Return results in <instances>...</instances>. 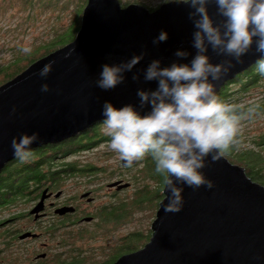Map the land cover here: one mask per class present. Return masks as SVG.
<instances>
[{"label":"water","instance_id":"obj_1","mask_svg":"<svg viewBox=\"0 0 264 264\" xmlns=\"http://www.w3.org/2000/svg\"><path fill=\"white\" fill-rule=\"evenodd\" d=\"M207 8L214 21L220 19L214 3ZM187 11L185 5L162 4L148 9L134 2L121 5L119 0H86L72 40L0 83V172L13 158V136L36 131L38 139L31 148L71 137L99 122L104 100L114 106L129 102L135 106L137 87L154 88L155 81L140 78L151 59H159L164 66L177 60L173 52L182 49L189 54L182 58L187 62L194 53ZM160 30L167 33V38L153 45L152 37ZM254 47L242 56V63L214 82L216 92L226 80L254 63L259 56ZM141 50L144 57L131 72H125L121 84L107 91L95 87L102 63L119 62ZM66 52L69 54L65 58ZM208 55L213 63L223 58L211 51ZM49 60L53 63L47 76L34 75ZM132 72L137 73L136 81L130 79ZM41 83L48 84L47 92L40 91ZM13 106L15 111L10 114ZM200 171L213 187L192 189L179 185L183 205L177 212H164L167 201L161 197L149 223L148 240L111 264H264V186L223 154L215 162L205 158ZM114 185L122 188L128 183H109ZM46 196L43 189L30 213L41 209ZM71 209L60 206L54 212L62 214ZM83 219L88 221L90 217ZM29 235L33 234L24 232L19 238Z\"/></svg>","mask_w":264,"mask_h":264},{"label":"clouds","instance_id":"obj_2","mask_svg":"<svg viewBox=\"0 0 264 264\" xmlns=\"http://www.w3.org/2000/svg\"><path fill=\"white\" fill-rule=\"evenodd\" d=\"M209 3H214L219 20L210 16ZM157 4L187 6L194 53L187 62H182L189 54L176 49L173 56L178 59L164 66L159 59H151L140 78L155 81V87H137L135 106L130 102L114 106L104 100L100 105L99 130L107 137V148L124 167H131L145 157L151 159L153 173L159 177L162 201H167L163 204L167 213L182 208L179 185L192 189L201 185L213 187V182L200 171L205 158L215 162L238 143L242 122L260 114L256 101L240 105L220 97L214 82L242 63V56L253 44L259 53L253 71L264 77V0H157ZM166 38L167 33L160 30L151 42L155 45ZM18 50L30 54L32 48L25 43ZM209 51L223 58L213 63ZM68 54L64 53L65 58ZM143 57L141 50L119 62L102 63L94 79L95 87L104 91L115 88L124 81L125 72H131ZM52 63L46 61L34 75L45 78ZM130 79L136 81L137 73L132 72ZM40 91L47 92L48 84L41 83ZM14 111L15 106L10 114ZM37 139L36 131L21 132L18 138L13 136L10 140L13 157L21 163L30 161L34 155L30 145Z\"/></svg>","mask_w":264,"mask_h":264},{"label":"trees","instance_id":"obj_3","mask_svg":"<svg viewBox=\"0 0 264 264\" xmlns=\"http://www.w3.org/2000/svg\"><path fill=\"white\" fill-rule=\"evenodd\" d=\"M15 1L20 11L28 12L27 16L37 9L58 12L69 6L71 15L65 25H52L47 32L49 38L31 47L30 54H23L18 50L12 59L0 65V83L14 76L34 59L72 40L79 27L80 13L86 2V0ZM8 6L11 8L10 4ZM253 69L254 63L226 80L217 90V94L226 101L240 105L256 101L260 105L258 109L260 114L255 116L258 118L264 115V77L259 76ZM255 91L259 95L253 99L252 94ZM99 129L100 125L97 122L61 141L32 147L34 155L28 162H18L14 157L6 162L0 172V206L16 201L24 204L31 197H37L44 186H48L52 191L64 190L60 186L70 178L69 176L87 173V176L93 178L100 170L95 165L85 163L79 168L76 161L66 159L91 149L98 143L107 144V137L103 136ZM245 131L241 127L238 143L223 155L230 162L242 166L248 177L264 186V123ZM116 166L118 167L114 170L112 167L113 171L109 178L113 173H118V178L128 185L108 195L107 200L99 204L100 212L95 217L92 214L88 222H82L74 229L73 227L57 229L65 224H71L73 213L61 215L59 218L55 215L56 220H52L49 225L51 229L47 231V235L44 234L45 237L42 235L45 240L54 241V249L47 248V256L36 262L30 260L29 264H111L119 255L138 249L148 240L149 222L154 216L157 202L162 197L158 190L159 177L152 170L153 162L145 157L131 167H124L120 162ZM128 188L129 192L126 191ZM119 225L127 228L124 234L116 235V228ZM96 238L102 242L98 246H93L95 244L91 241H97ZM3 251H5L3 264H14L17 255L13 253L16 252ZM6 252L10 254L7 259L4 255Z\"/></svg>","mask_w":264,"mask_h":264},{"label":"rangeland","instance_id":"obj_4","mask_svg":"<svg viewBox=\"0 0 264 264\" xmlns=\"http://www.w3.org/2000/svg\"><path fill=\"white\" fill-rule=\"evenodd\" d=\"M119 2L121 5L134 2L142 4L145 7H155L158 5L157 0H119ZM3 4L6 5L3 6ZM9 4L11 5V8H9ZM3 7H5V9ZM27 13L28 12L26 11L19 10L18 4L15 0H0V65L5 64L8 60L12 59L16 55L18 51V45L28 43L31 47H34L36 44L47 40L50 36L47 35V32L48 29L50 30V28H52V25H65L68 22V18L71 15V7L69 6L64 10H58V12L47 9H37L33 14H30V16H27ZM258 95L259 93L255 91L252 94L254 97L253 99H256ZM260 123H264V115H260L258 118L254 117L248 121L245 120L242 123V128H244V131H247L251 127L256 128L258 125H260ZM69 160L76 161L79 164V168L83 167V164L86 163L93 164L97 167V169L100 170L95 176H93V180L91 179V176L86 175L87 173H82L80 176H69L70 178L68 180L66 179V181H64L60 187H63L65 191L70 194H77V190H80L84 184L82 182H90V180H92L91 182H95V187L97 188V190H95L96 192L94 193L97 197L95 203L105 202L108 196L107 194H104L105 183H108L112 180H117L119 177L118 173H113L109 178L110 173L116 167H118L116 164L120 161L116 154L107 148V144L98 143L95 147L81 151L78 154L70 156L66 159V161ZM101 168L103 170H101ZM126 191L129 192L130 188H128ZM25 208L26 206L22 203L19 204L17 208L4 211L2 213L3 219L11 217V212H20ZM126 228V226H117L116 235L124 234ZM96 239V242L94 240L91 241L94 242L93 244H95L93 246H98L102 242V240H98V238ZM47 242V248L50 250L51 247L53 250L54 241L47 240ZM83 246L86 245L83 244ZM23 247L30 249L32 252H34V255L37 253V251L43 250L39 248L38 243L36 242H19L18 247L13 249V251L16 253L12 252L13 254L17 255V258H14V264H29V261L31 260L29 258L30 253L28 256H26L25 251H18V249H24ZM8 254L9 252L4 253L6 258L9 257L10 254Z\"/></svg>","mask_w":264,"mask_h":264},{"label":"flooded vegetation","instance_id":"obj_5","mask_svg":"<svg viewBox=\"0 0 264 264\" xmlns=\"http://www.w3.org/2000/svg\"><path fill=\"white\" fill-rule=\"evenodd\" d=\"M120 162V161H119ZM93 180V178H91ZM82 182V188L77 190V194H70L64 190H56L52 191L49 189L48 186H44L39 195L37 197H31L29 201H25L24 205L26 206L25 209L18 212L13 211L10 213L11 217L3 219L2 213L4 211L12 210L17 208L19 204L23 202H10L6 203V205L0 206V264L4 263V256L3 250H10L12 251L14 248L18 247L19 242H36L40 251L37 253L32 252L30 249L23 247L24 249H18V251H25V255L36 262L39 259H43L46 254V249L48 242L43 238L44 234L47 235V231L50 228V222L54 219L56 215L57 218L61 217V215L73 213L72 222L71 224H65L63 227H58L57 229L67 228L70 227L73 229L75 227L80 226L82 222H88L84 220V217H91L94 215L96 216L97 213L100 212L99 204L95 203L97 200L96 194H94L97 190L95 187V182ZM122 182V179H118ZM116 180L109 181L105 183V192L104 194L110 195L113 194L114 191L120 190V188H116V185L109 186V183L114 182ZM86 185V186H85ZM45 189V194L47 195L42 200L41 209L38 210L36 213H30L31 208L37 203L39 197L41 195L42 190ZM85 194V195H84ZM106 196V195H105ZM108 197V196H107ZM60 206H70L72 209L71 211H66L62 214L55 213L54 210ZM93 214V215H92ZM20 220V221H19ZM24 232H30L33 235H29L23 238H19V235ZM43 235V236H42ZM45 237V236H44ZM43 238V240H41ZM42 255V256H40ZM7 259V258H6Z\"/></svg>","mask_w":264,"mask_h":264}]
</instances>
